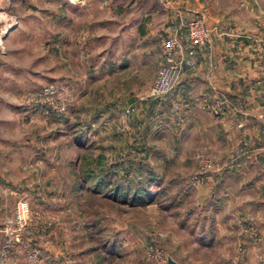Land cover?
Segmentation results:
<instances>
[{"label": "crops", "instance_id": "crops-1", "mask_svg": "<svg viewBox=\"0 0 264 264\" xmlns=\"http://www.w3.org/2000/svg\"><path fill=\"white\" fill-rule=\"evenodd\" d=\"M125 1L82 0L74 4L84 14L81 22L94 24L96 36L116 33L111 39L116 57L114 43L110 44L111 56L97 57L103 64L97 77L103 81L111 73L114 102L97 109L88 106L85 111H97L93 121L99 125L123 127L129 140L157 144L156 159L187 160L201 149L223 162L206 175L201 173L192 184H184L183 179L173 182L177 175H194L192 169L146 175L140 190L135 187L134 191L146 192L155 200L162 191L174 192L170 196L173 203L169 202L168 208L161 204V210L149 209L153 205L147 210L131 207L128 216L133 220L125 225H120L111 211L110 230L118 235L121 226L126 233L122 236L123 258H114L115 249L109 264H139L154 230L164 231L166 237L160 244L172 264H230L239 245L243 264H264V42L245 35L258 29L246 23L249 13L238 8L237 0H169L166 4L134 0L130 7H117ZM135 5L138 7L133 8ZM195 17L203 18L213 29L211 44L189 54L186 36L180 32L184 61L177 87L159 98L133 99L136 83H130L129 73L124 75L125 81L120 78L119 70L149 67L151 60L158 58L163 37L177 31L180 19ZM23 28L18 11L0 5V48L4 50L0 60L17 45ZM151 82H144L140 91L148 90ZM125 89L128 98L120 106L119 90ZM204 102L221 108L222 113L213 116L203 109ZM129 106H136L137 113L124 115ZM10 138L0 135V176L6 172L19 177L22 156L19 149L6 146L15 140ZM174 144L182 145V151L170 148ZM17 180L9 193L17 190L21 182ZM117 181L114 178L106 185L118 192ZM109 202L114 207L119 204L118 200ZM140 216H146L141 224L134 219ZM250 225L256 227L260 242L240 233Z\"/></svg>", "mask_w": 264, "mask_h": 264}, {"label": "rangeland", "instance_id": "rangeland-1", "mask_svg": "<svg viewBox=\"0 0 264 264\" xmlns=\"http://www.w3.org/2000/svg\"><path fill=\"white\" fill-rule=\"evenodd\" d=\"M133 2L127 0L117 7H130ZM236 4L249 13L246 23L258 29L255 34L245 33L247 38L264 42V0H237ZM0 5L17 10L25 27L17 45L0 60V135L11 137V141L15 138L6 146L19 149L22 156L19 177L6 172L0 176V264H109V252L115 249L114 258L121 261L126 232L121 226L118 235L110 230L111 211L120 225H125L133 220L128 216L131 207L147 210L153 205L149 209L161 210V204L168 208V203H173L170 196L174 192L162 191L155 200L146 192L134 191L141 188L146 175L192 169L194 175L172 179L192 184L202 174L222 166L223 161L201 149L187 160L156 159L157 144L129 140L123 127L114 129L93 121L97 111L88 114V106L97 109L114 102L111 73L103 81L97 77L103 67L97 57L111 56L113 43L115 55L111 39L116 33L96 36L94 24L81 22L84 14L78 5H68L65 0H2ZM210 31L211 44L213 29ZM0 52L4 50L0 48ZM157 59L147 68L119 70L120 78L125 81L124 75L129 73L130 83H136L133 99H148V90L140 89L144 82L153 81L161 49ZM127 95L126 89L119 90L120 106L125 105ZM208 105L204 102L202 107L213 116L222 113L218 107L214 113ZM170 148L182 151V145ZM86 176L89 181H85ZM114 178H118L117 193L106 185ZM14 179L21 182L9 193ZM140 199L141 204L137 203ZM112 200L119 204L111 206ZM19 202L28 205V213L21 218L15 211ZM145 217L134 219L141 224ZM149 236L146 244L155 241L170 258L160 244L166 237L164 231L154 230ZM257 237L261 238L258 231Z\"/></svg>", "mask_w": 264, "mask_h": 264}, {"label": "built area", "instance_id": "built-area-1", "mask_svg": "<svg viewBox=\"0 0 264 264\" xmlns=\"http://www.w3.org/2000/svg\"><path fill=\"white\" fill-rule=\"evenodd\" d=\"M68 4H75L82 0H65ZM160 3H168L169 0H155ZM185 34L188 43L189 54H193L197 49H201L210 44L211 31L206 26L203 18L195 17L189 20L180 19L177 31L167 35L162 42L161 62L157 69L156 75L149 87L145 98H159L172 92L180 82L181 70L183 64L181 33ZM50 89H45L48 92ZM208 108L217 113L215 107ZM133 106L124 109L126 116L135 113ZM17 215L21 218L28 213L26 202L17 204ZM240 233L247 235L254 241L259 240L257 229L254 227L243 228ZM243 248L238 246V254L232 259V264H240ZM142 264H170V259L166 256L164 250L155 241L147 243L144 246Z\"/></svg>", "mask_w": 264, "mask_h": 264}, {"label": "trees", "instance_id": "trees-1", "mask_svg": "<svg viewBox=\"0 0 264 264\" xmlns=\"http://www.w3.org/2000/svg\"><path fill=\"white\" fill-rule=\"evenodd\" d=\"M86 179H85V181H89V178L86 176L85 177ZM101 188V187H100ZM99 190H101V189H99ZM115 193H117V192H115ZM133 203V202H132ZM137 203H139V204H141V203H143L142 201H141V199L137 202ZM113 251H110L109 253H112ZM104 258H105V256H104ZM103 261H105V259H103Z\"/></svg>", "mask_w": 264, "mask_h": 264}, {"label": "water", "instance_id": "water-1", "mask_svg": "<svg viewBox=\"0 0 264 264\" xmlns=\"http://www.w3.org/2000/svg\"><path fill=\"white\" fill-rule=\"evenodd\" d=\"M170 264H172L171 260H170Z\"/></svg>", "mask_w": 264, "mask_h": 264}]
</instances>
